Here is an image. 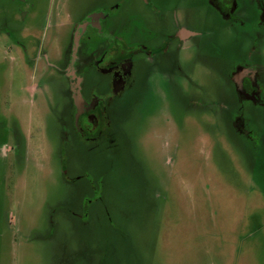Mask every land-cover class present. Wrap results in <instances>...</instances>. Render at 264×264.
I'll use <instances>...</instances> for the list:
<instances>
[{
    "label": "rangeland",
    "instance_id": "374dc122",
    "mask_svg": "<svg viewBox=\"0 0 264 264\" xmlns=\"http://www.w3.org/2000/svg\"><path fill=\"white\" fill-rule=\"evenodd\" d=\"M117 2L131 11L0 0V264H264V0L241 22L183 0L179 23L205 34L117 98L113 141L88 149L61 70L77 21Z\"/></svg>",
    "mask_w": 264,
    "mask_h": 264
},
{
    "label": "flooded vegetation",
    "instance_id": "af4514ba",
    "mask_svg": "<svg viewBox=\"0 0 264 264\" xmlns=\"http://www.w3.org/2000/svg\"><path fill=\"white\" fill-rule=\"evenodd\" d=\"M203 1L223 19L241 22L235 13L243 0ZM127 3L131 7L128 13L122 14V2H117L93 8L77 21L67 61L61 70L69 81L70 132L88 149L98 141L107 144L113 141L109 112L117 98L152 68L165 75L170 71L164 67L165 63L180 62L185 45L205 34L179 23L176 14L183 0L170 4L172 17L168 18L160 0H127ZM258 7L261 9L259 4ZM149 20L155 24L150 25ZM177 68L181 72V67ZM95 75L97 80L91 82V76ZM239 84L253 97L255 90L249 74ZM62 157V175L70 182L64 152ZM76 177L92 183V176L87 173Z\"/></svg>",
    "mask_w": 264,
    "mask_h": 264
}]
</instances>
